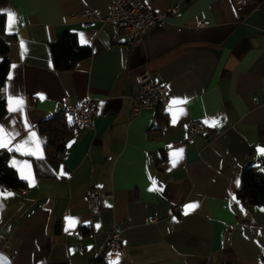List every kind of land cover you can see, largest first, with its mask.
I'll return each instance as SVG.
<instances>
[{"label":"crops","instance_id":"crops-1","mask_svg":"<svg viewBox=\"0 0 264 264\" xmlns=\"http://www.w3.org/2000/svg\"><path fill=\"white\" fill-rule=\"evenodd\" d=\"M110 2L0 0L7 34L6 12L18 18L8 34L0 124L20 133L9 147L25 139L34 147L29 133L35 132L44 156L0 149L24 182L23 188L0 189L13 194L0 195V253L11 264H94L114 227L127 251L119 264H260L264 207L241 203L235 192L243 167L264 161V0H146L155 11L175 3L180 8L142 42L113 23L85 26L78 16L87 9L107 15ZM66 31L89 47L90 56L57 70L49 45ZM144 71L167 83L168 101L159 112L133 115L137 75ZM9 95L24 100L22 113L8 112ZM87 98L98 106L92 125L72 132L61 158L52 159L38 123L67 99L77 104ZM173 98L187 103L169 111ZM181 107L184 114L173 124L172 112ZM189 119H216L220 126L203 123L186 146L168 147L184 138ZM181 148L183 158L173 168L171 153ZM24 160L32 166L33 186L21 178ZM61 166L64 175H58ZM150 177L157 190L149 191ZM91 189L112 195L96 214L87 198ZM190 203L198 207L185 215ZM66 217L79 223L65 231ZM110 261L116 260L104 264Z\"/></svg>","mask_w":264,"mask_h":264},{"label":"built area","instance_id":"built-area-1","mask_svg":"<svg viewBox=\"0 0 264 264\" xmlns=\"http://www.w3.org/2000/svg\"><path fill=\"white\" fill-rule=\"evenodd\" d=\"M179 8V3H175L167 6L162 11H155L148 6L146 0H111L107 15L101 16L94 10L87 9L80 12L78 16L82 19L85 26H90L96 21L113 23L118 31L127 34L133 42H142L154 26L165 25L167 18L178 13ZM200 25L202 26L203 23L201 22ZM137 82L139 90L133 97V115L147 108L156 111L167 104V83L152 80L147 71L137 75ZM97 111V103L92 98H87L77 104H73L67 99L56 114H63L68 118L71 117L70 129L75 132L83 127L91 126L92 119ZM203 128L204 125L200 120H187L184 138L170 143L168 147L186 146L189 141L202 133ZM111 197V193L91 189L87 195L91 212L94 214L99 213L105 201ZM174 210L179 211L180 208L175 206ZM117 254L119 255V260L127 257V251L122 245L120 234L113 227L104 237L102 248L93 260L94 264H104L105 260H116Z\"/></svg>","mask_w":264,"mask_h":264},{"label":"trees","instance_id":"trees-1","mask_svg":"<svg viewBox=\"0 0 264 264\" xmlns=\"http://www.w3.org/2000/svg\"><path fill=\"white\" fill-rule=\"evenodd\" d=\"M9 36L5 32L4 16L0 14V119L6 111L4 86L8 73ZM53 67L57 70L72 69L75 64L90 56L87 46L79 45L73 33L63 32L49 45ZM159 112V110H156ZM38 132L46 138V154L54 160H59L63 154L64 142L72 133L70 125L63 114L41 121L37 125ZM8 151L0 150V189H18L24 187L15 169L8 163ZM236 198L247 205L264 207V161L260 166H244L241 172L240 184L235 192ZM264 264V257L261 263Z\"/></svg>","mask_w":264,"mask_h":264},{"label":"snow or ice","instance_id":"snow-or-ice-1","mask_svg":"<svg viewBox=\"0 0 264 264\" xmlns=\"http://www.w3.org/2000/svg\"><path fill=\"white\" fill-rule=\"evenodd\" d=\"M7 15V23H6V30L8 32V34H12V30L13 27L17 24V15L15 12L8 10L6 12ZM81 42L82 43H87V41L84 39L83 34H81ZM20 47H21V56L23 57L24 52L26 51V47H25V43L23 40H21L20 42ZM13 68L16 67V65H12ZM9 79H11V74L9 75ZM3 91L7 92V88L3 89ZM43 95H41V99H43ZM187 103V98H173L170 100V104H169V111L172 110L171 106L172 105H180V104H185ZM7 104H8V112L11 113H15L17 111H20L21 113L23 112V104H24V100L22 98H17L13 95H9L7 97ZM184 114V109L178 108L176 109V111L172 112V123L175 124L178 120V115H183ZM69 121L70 123L71 121V117H69ZM15 123V121L13 120V124ZM203 123L207 124L210 127H218L220 126V122L219 120L213 119V120H204ZM24 126L26 129L30 128L29 122L27 121V118L25 117L24 120ZM30 137H31V142L34 145V147H28L29 141L27 139L25 140H21L16 142L13 147H9V145L13 144V141L16 139L17 136L20 135V133L18 131L12 133L9 132L8 129L6 128L5 125L0 124V149H4L7 148L9 151H13L15 150L16 152L24 155V156H32V157H36L37 159H43V152L41 151V146H40V142L36 139V133L35 132H30ZM74 143V141H70L69 142V147L71 146V144ZM171 147V146H169ZM260 152L264 153V148L259 149ZM183 152L184 149H176L171 153V166L174 168L176 167V165L178 164V162L183 158ZM13 165H16L18 162L16 160H13ZM23 167L20 169V173H21V178L28 180L29 181V185L33 186L35 184V179L32 175V166L29 163L28 160H24L22 162ZM64 171H63V166H61V170L60 173L58 175H64ZM151 182H152V187L149 188V191H153V190H157V181L154 178H151ZM237 183H239L237 181ZM160 191H163V189H159ZM0 195H6V196H11L13 195L12 193L8 192V193H3ZM108 207H111V205H107ZM198 207V204L196 203H190L188 205L185 206V215L188 214L189 210H194L195 208ZM243 210V209H242ZM264 210V209H262ZM66 228L65 231H68L69 228H73L75 227L79 221L77 218L74 217H66ZM175 219V218H174ZM97 228L100 227L99 224L96 225ZM111 256V254H109ZM110 264H119V255L117 254V259L116 261H110Z\"/></svg>","mask_w":264,"mask_h":264},{"label":"clouds","instance_id":"clouds-1","mask_svg":"<svg viewBox=\"0 0 264 264\" xmlns=\"http://www.w3.org/2000/svg\"><path fill=\"white\" fill-rule=\"evenodd\" d=\"M0 264H11V261L3 253H0Z\"/></svg>","mask_w":264,"mask_h":264}]
</instances>
